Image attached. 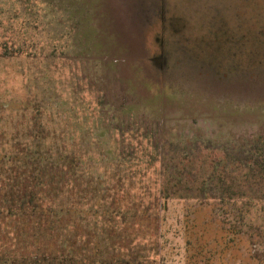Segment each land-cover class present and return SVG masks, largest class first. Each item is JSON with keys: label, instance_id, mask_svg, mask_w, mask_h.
I'll list each match as a JSON object with an SVG mask.
<instances>
[{"label": "rangeland", "instance_id": "1", "mask_svg": "<svg viewBox=\"0 0 264 264\" xmlns=\"http://www.w3.org/2000/svg\"><path fill=\"white\" fill-rule=\"evenodd\" d=\"M78 17L82 35L100 30L90 37L100 55L83 58L69 46L66 21ZM146 82L183 91L164 98L166 117L145 101ZM43 97L84 102L98 132L127 121L118 131L137 155L131 134L190 137L215 158L231 144L264 140V0H0V115L13 117L28 101L42 107ZM145 102L147 114L134 117L129 108ZM55 105L54 132L72 130L71 120L61 128L70 117ZM236 205L168 199L159 214L161 264H264V212Z\"/></svg>", "mask_w": 264, "mask_h": 264}, {"label": "trees", "instance_id": "2", "mask_svg": "<svg viewBox=\"0 0 264 264\" xmlns=\"http://www.w3.org/2000/svg\"><path fill=\"white\" fill-rule=\"evenodd\" d=\"M81 20L66 21L67 42L83 58L96 57L90 37L100 30L82 35ZM144 84L145 101L165 117L164 98L183 92L174 84L158 90ZM42 99V107L28 101L14 107L13 117L0 115V264H161L159 214L170 198L236 209L239 202L247 212L259 204L264 212L263 136L245 147L231 144L215 158L209 147L196 151L190 137L131 134L141 146L137 155L124 149L126 131H118L127 121L98 132L84 102L61 100L55 107L70 117L59 120L61 128L71 120L72 130L57 133L51 97ZM146 102L130 113L137 117ZM92 110L102 112L98 103Z\"/></svg>", "mask_w": 264, "mask_h": 264}]
</instances>
